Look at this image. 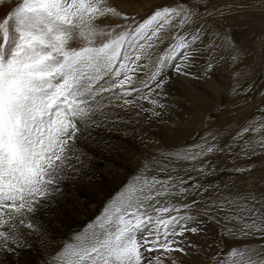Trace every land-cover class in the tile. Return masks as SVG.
<instances>
[{
	"label": "snow or ice",
	"instance_id": "obj_1",
	"mask_svg": "<svg viewBox=\"0 0 264 264\" xmlns=\"http://www.w3.org/2000/svg\"><path fill=\"white\" fill-rule=\"evenodd\" d=\"M0 10V264H264V119L222 123L189 147L154 141L82 231L49 239L119 175L113 157L127 149L112 134L129 135L125 117L168 114L174 76L207 82L225 58L264 72V0H173L140 19L113 0H4ZM246 10L259 16L251 46L227 23ZM232 78L236 95L253 93ZM220 173L228 179L209 182Z\"/></svg>",
	"mask_w": 264,
	"mask_h": 264
},
{
	"label": "rangeland",
	"instance_id": "obj_2",
	"mask_svg": "<svg viewBox=\"0 0 264 264\" xmlns=\"http://www.w3.org/2000/svg\"><path fill=\"white\" fill-rule=\"evenodd\" d=\"M113 2L128 13H138L137 18L140 19L148 15L157 5L169 4L173 0H113ZM213 2L218 7H223L225 0H213ZM227 2L232 3L233 0H227ZM2 3H4V0H0V4ZM8 3L11 4L12 0H8ZM0 14H2V10H0ZM227 23L238 41H242L251 46L253 33L259 28L258 14L247 10L240 14H232ZM167 44L168 41L166 40L161 45V52L167 47ZM209 54L211 53H206L205 57L201 59L207 58ZM216 55L222 54L216 53ZM251 60H256L257 64L259 63L258 56L251 57L248 62L250 63ZM234 71L240 73V83L242 85L254 82L255 89L251 95L244 97L242 95H236L232 91L234 85L232 76ZM246 73H248V69L244 65L235 67L230 66L226 58L217 60L216 73L207 82L204 80L195 81L185 77L174 76L171 84L172 87L170 86L168 89L166 101L170 105V108L168 114L164 116L162 121L155 118L148 121L147 115L141 114L139 123H136L134 116L138 110H133L129 116L125 117L126 120H132V126L128 127V144H125V148H128V151H120L114 156L115 158L113 157L117 161L119 175L115 178L112 175H106L103 178L101 190H96L100 194L98 199L100 196L103 197L98 202L97 211L88 217H86L85 211L81 213V216L85 218L83 219L84 222L80 217L82 223L79 226H73L72 231L64 239L63 243L70 242L77 231H82L86 227V224L91 222L90 218L99 215L108 200L115 196L136 175L145 158L157 152L158 147L154 141H159V148L165 150L177 147H189L193 142H199L200 137L204 136L208 131L219 127L222 123L232 121L233 119H264L256 111L257 105L264 108V104H260V97L257 92V90H264V72L257 70L251 74ZM184 102L188 105L190 104L188 107L193 105V110L198 109L199 113L194 112L192 115L189 114L191 109L184 108ZM144 106L148 107L149 105L147 102H144ZM118 133L122 135L121 131H118ZM141 136H144L143 141L140 139ZM119 161L120 164L118 163ZM216 162L220 167H232V164L223 157L218 158ZM257 163L259 162L257 161ZM123 166H126V169H123ZM227 179L228 175L226 173H220L210 177L209 182L220 183ZM83 199H86V197L83 196ZM89 202L93 206L92 201ZM211 235L210 233L207 239L203 236L199 237V239L202 243L211 244L213 243ZM193 238L197 239V237ZM232 243L228 241L226 244H216L214 247H219L223 250ZM173 256L176 258L174 254Z\"/></svg>",
	"mask_w": 264,
	"mask_h": 264
},
{
	"label": "bare ground",
	"instance_id": "obj_3",
	"mask_svg": "<svg viewBox=\"0 0 264 264\" xmlns=\"http://www.w3.org/2000/svg\"><path fill=\"white\" fill-rule=\"evenodd\" d=\"M172 87V86H171ZM174 96V95H173ZM172 97V96H171ZM163 102V101H162ZM190 105V104H189ZM186 102H184L183 104V107L184 108H189L191 109V112H189V114H193L194 112L195 113H199L198 109L196 110H193V105H191V107H188L189 106ZM189 111V110H188ZM134 114V113H133ZM128 119V118H127ZM137 128V127H136ZM139 129V128H138ZM122 131H126V132H129L128 131V128L126 129H123ZM131 132V131H130ZM122 133V132H121ZM123 136V137H122ZM133 136V134H132ZM131 136V137H132ZM135 136V135H134ZM112 137L113 138H116V137H120V140L124 143V145L127 143L128 144V136H124V135H121L119 134L118 132L116 133H113L112 134ZM135 140V139H134ZM132 141V140H131ZM133 143V141H132ZM134 144V143H133ZM128 149V148H127ZM128 151V150H127ZM122 152V151H121ZM126 153V152H125ZM126 155V154H125ZM119 156V155H118ZM115 158V157H114ZM118 158V157H117ZM125 160V159H124ZM120 164V161L118 162ZM124 164V163H123ZM122 164V165H123ZM123 169H126V166H123ZM125 171V170H124ZM119 179V178H118ZM120 180V179H119ZM101 193V192H100ZM99 192L97 193L96 190H93L91 192H89L86 196V199H83V196L81 197V199L83 201H85V203L87 204V211L85 210V215L86 217L90 216L91 214H95V212L97 211L98 209V202H100L103 197L100 196V198L98 199V196H99ZM98 199V201H97ZM89 201H92L93 203V206L90 205V202ZM97 201V202H96ZM80 217L82 219V221L84 222L83 219H85L84 217H82L81 215H79L78 217H76L73 221H70L69 223L67 224H64V225H60V226H57L55 228V231L52 232V235L49 237V239L51 240L52 242V245L53 247L59 245V244H62L64 239L67 238L68 234L72 231V228L73 226L77 225L79 226L80 223H82V221H80ZM50 230H51V226H50ZM194 239V238H193ZM205 243V242H204ZM206 244V243H205ZM176 258L179 257V254H174Z\"/></svg>",
	"mask_w": 264,
	"mask_h": 264
}]
</instances>
